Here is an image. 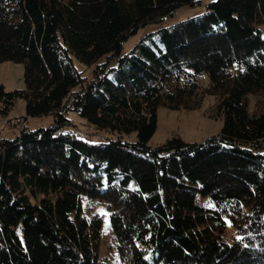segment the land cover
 Masks as SVG:
<instances>
[{"label": "trees", "instance_id": "1", "mask_svg": "<svg viewBox=\"0 0 264 264\" xmlns=\"http://www.w3.org/2000/svg\"><path fill=\"white\" fill-rule=\"evenodd\" d=\"M195 4L0 0V63L24 65L23 89L0 84V117L20 98L26 115L0 133V264H111L104 227L119 264H264V0H212L120 53L139 27ZM109 55L84 84L72 56ZM206 96L219 133L149 145L159 106ZM70 110L117 137L82 140L65 130ZM49 113L50 126H27ZM84 200L107 213L87 215Z\"/></svg>", "mask_w": 264, "mask_h": 264}, {"label": "rangeland", "instance_id": "2", "mask_svg": "<svg viewBox=\"0 0 264 264\" xmlns=\"http://www.w3.org/2000/svg\"><path fill=\"white\" fill-rule=\"evenodd\" d=\"M194 6L182 5L178 7L172 16H166L157 22L147 23L144 26L139 27L137 32L130 35L126 40L123 41L120 53H125L131 50L136 42L145 34L155 31L156 29L173 24L177 21L186 19L190 16L202 13L205 10V6L212 0H195ZM260 28L263 29L264 25ZM73 62L76 68L80 71L82 82L86 84L93 77L94 70L97 63L108 61L109 66L116 64V60L109 57L103 56L98 62L92 64L81 63L75 56H72ZM23 63H15L12 61H4L0 63V84L8 90L12 89H23ZM207 81L206 75H204L203 83ZM214 101L213 96H206L200 107L187 110L184 108H167L159 106L157 109V126L152 137L149 140L150 146H156L163 143L166 139L171 136L178 135L184 141L187 142H200L205 138L215 135L220 132L223 121L221 118L209 117L206 113V109ZM25 101L18 99L12 109L4 117H0V133L2 136L14 137L21 127L25 117ZM68 118L72 124L65 127V130L72 131L77 137L82 140L97 144L105 142L110 138H116L117 133H113L110 130L95 128L89 125L84 118L79 116L75 111L67 112ZM18 122L13 125L12 121ZM53 123V115L46 114L42 116L27 117V126L29 128L47 127ZM122 139L134 140L135 133H122ZM85 213L87 215L94 212L107 213L105 204L99 200L83 201ZM103 242L101 253L111 258V264H119L116 257L113 256L111 251L106 249L108 236L107 231L104 227L103 231Z\"/></svg>", "mask_w": 264, "mask_h": 264}]
</instances>
